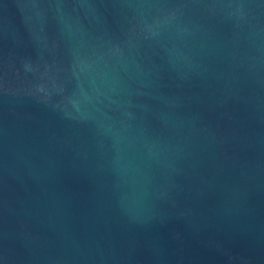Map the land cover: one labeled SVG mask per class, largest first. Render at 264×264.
<instances>
[{
	"label": "water",
	"instance_id": "95a60500",
	"mask_svg": "<svg viewBox=\"0 0 264 264\" xmlns=\"http://www.w3.org/2000/svg\"><path fill=\"white\" fill-rule=\"evenodd\" d=\"M0 264H264V0H0Z\"/></svg>",
	"mask_w": 264,
	"mask_h": 264
}]
</instances>
